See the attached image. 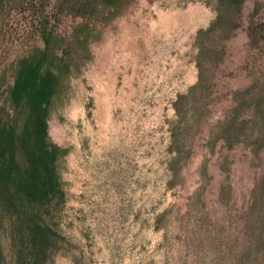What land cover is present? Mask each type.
Here are the masks:
<instances>
[{"label":"rangeland","instance_id":"rangeland-1","mask_svg":"<svg viewBox=\"0 0 264 264\" xmlns=\"http://www.w3.org/2000/svg\"><path fill=\"white\" fill-rule=\"evenodd\" d=\"M215 13V0H137L90 45L92 60L48 120L50 138L68 148L59 226L71 246L54 264H264L251 205L264 148L204 145L227 93L263 74L264 0H243L226 39H202L215 95L186 162L168 165L172 102L196 80V32Z\"/></svg>","mask_w":264,"mask_h":264},{"label":"trees","instance_id":"trees-1","mask_svg":"<svg viewBox=\"0 0 264 264\" xmlns=\"http://www.w3.org/2000/svg\"><path fill=\"white\" fill-rule=\"evenodd\" d=\"M137 0H0V264H54L70 241L59 226L67 198L65 156L68 148L48 134V120L69 99L70 79L93 58L90 45L117 30ZM216 13L198 29L197 76L172 102L169 169L186 162L198 125L210 112L215 92L200 66L201 41L214 34L226 39L238 26L243 0H215ZM255 27L247 35L253 42ZM18 47L7 60L11 47ZM229 91V106L208 128L209 152L220 142L226 149L264 148V70ZM256 237L264 250V170L252 189Z\"/></svg>","mask_w":264,"mask_h":264},{"label":"crops","instance_id":"crops-1","mask_svg":"<svg viewBox=\"0 0 264 264\" xmlns=\"http://www.w3.org/2000/svg\"><path fill=\"white\" fill-rule=\"evenodd\" d=\"M137 6V5H136ZM135 9V8H134ZM125 17V16H124ZM124 17H122V18H120L118 21H117V30H118V25L121 23V20H123V18ZM123 27H124V25H123ZM124 34H122V36H123ZM122 36H121V39H122ZM119 45V44H118Z\"/></svg>","mask_w":264,"mask_h":264}]
</instances>
